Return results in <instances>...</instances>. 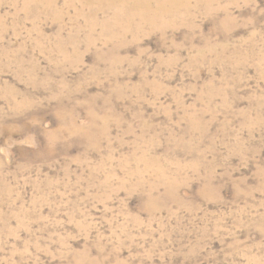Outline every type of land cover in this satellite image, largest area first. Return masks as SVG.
<instances>
[{
    "label": "rangeland",
    "instance_id": "obj_1",
    "mask_svg": "<svg viewBox=\"0 0 264 264\" xmlns=\"http://www.w3.org/2000/svg\"><path fill=\"white\" fill-rule=\"evenodd\" d=\"M108 1L0 0V264H264V0Z\"/></svg>",
    "mask_w": 264,
    "mask_h": 264
},
{
    "label": "bare ground",
    "instance_id": "obj_2",
    "mask_svg": "<svg viewBox=\"0 0 264 264\" xmlns=\"http://www.w3.org/2000/svg\"><path fill=\"white\" fill-rule=\"evenodd\" d=\"M108 1V0H107ZM154 0H111L110 2L108 1V5L109 7H113L115 10H114V16L115 17H119V15L121 14H118L120 13L121 11H124L125 13H129V14H133V13H136V12H139L142 14V17H144L147 21L149 20H153L154 18L150 17L148 18L147 16V13L150 11V9L153 7L152 6V3H153ZM157 1V9L158 11H161L162 8L165 7V5H167V2L169 1H166V0H156ZM155 1V2H156ZM172 1H175V0H172ZM169 2V3H172ZM183 1V0H180V2ZM175 3V2H174ZM179 3V2H178ZM156 4V3H155ZM172 5V4H171ZM168 7V6H167ZM165 7V8H167ZM174 7V5H173ZM175 8V7H174ZM128 9V10H126ZM167 10V9H166ZM155 11V10H154ZM145 12V13H144ZM156 12V11H155ZM138 14V13H137ZM140 14V15H141ZM165 14V13H164ZM128 15V14H127ZM126 15V16H127ZM156 15V14H155ZM122 16V15H121ZM120 16V17H121ZM132 16V15H131ZM158 16V15H157ZM127 18V17H126ZM125 18V19H126ZM131 19V18H130ZM133 19V18H132ZM119 21V20H118ZM129 22V21H127ZM126 24V22H125ZM128 24V23H127Z\"/></svg>",
    "mask_w": 264,
    "mask_h": 264
}]
</instances>
